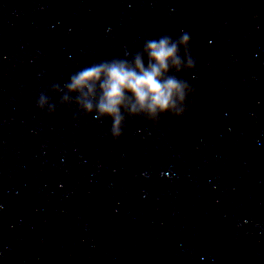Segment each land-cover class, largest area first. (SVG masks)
Returning a JSON list of instances; mask_svg holds the SVG:
<instances>
[{
    "label": "clouds",
    "instance_id": "1",
    "mask_svg": "<svg viewBox=\"0 0 264 264\" xmlns=\"http://www.w3.org/2000/svg\"><path fill=\"white\" fill-rule=\"evenodd\" d=\"M190 44L183 32L175 39H147L140 51L82 67L50 91L60 94L61 106L75 104L77 117L90 115L100 124L110 120L111 136L118 140L128 118L156 124L163 113L182 117L190 109L188 97L196 88L176 75L196 67ZM36 106L49 114L56 111L47 92L40 93Z\"/></svg>",
    "mask_w": 264,
    "mask_h": 264
}]
</instances>
